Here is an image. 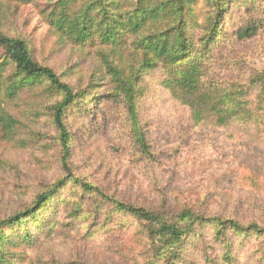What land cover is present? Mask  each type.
Returning <instances> with one entry per match:
<instances>
[{
	"label": "rangeland",
	"instance_id": "374dc122",
	"mask_svg": "<svg viewBox=\"0 0 264 264\" xmlns=\"http://www.w3.org/2000/svg\"><path fill=\"white\" fill-rule=\"evenodd\" d=\"M209 1H190L195 24L187 35L195 46H211L208 58L214 59L208 61L206 80L242 90L257 114L255 122L194 125L188 107L162 86L164 69L155 68L141 76L137 100L152 161L136 151L125 109L120 100L110 98L93 109L80 102L66 111L65 123L72 134L71 170L124 201L173 210L189 206L207 215L230 213L243 221H264V96L255 81L264 70V0H228L218 31L203 45L199 38L210 37L213 29H206L216 18ZM50 4L2 0L0 32L27 40L34 58L52 67L62 80L79 88L101 83L103 87L92 84L87 92L105 93L111 73L103 57L109 49L75 46L57 37L44 13ZM248 25L255 34L238 38L236 31ZM136 40L129 35L122 55L112 53L109 64L126 72L138 66L139 59L131 52ZM60 98L46 84L33 83L10 104L17 124L12 138L0 132V218L29 205L63 177L57 131L45 110ZM74 188L58 189L56 199L65 198V211L56 215L45 210V228L33 229L28 244L17 240L8 245L12 264H142L145 245L136 223L119 216L103 225L100 219L92 222L71 215L68 208L91 205L89 200L80 201ZM211 231L207 229L202 243L192 247L195 255L178 264H227ZM227 238L233 242L230 264H256L260 259L254 238L244 245L230 234Z\"/></svg>",
	"mask_w": 264,
	"mask_h": 264
},
{
	"label": "trees",
	"instance_id": "16d2710c",
	"mask_svg": "<svg viewBox=\"0 0 264 264\" xmlns=\"http://www.w3.org/2000/svg\"><path fill=\"white\" fill-rule=\"evenodd\" d=\"M8 1L28 4L37 0ZM48 1L51 4L44 13L49 29L57 37L75 46L109 49L103 61L110 69L111 82L103 94L87 92L93 82L85 84L83 88L75 87L62 80L52 67L38 62L27 40L0 32V132L4 138H12L17 120L10 113L9 107L20 91L28 89L33 83L46 84L48 90L61 96L45 110L50 114L57 131L56 141L63 172V177L50 188L39 192L29 205L0 218V264H12L9 244L14 245L17 240L21 244H28L33 237V229L42 231L45 228V210L56 215L65 211V198L59 196L57 201L56 196L58 189L62 188L63 191L66 185L75 187L74 191L78 193L80 201L91 202L85 209L80 205L68 208L71 215L92 222L100 219L103 225H110L119 216L136 223L145 245L142 264L183 262L188 255H195L192 247H196L198 242L199 245L202 243L207 229L212 230L227 264L232 260L230 249L233 243L227 234L237 238L240 245H244L246 239L254 238L255 250L260 255L256 264H264L262 220L243 221L230 213L207 215L189 206L175 210L165 205L143 206L107 193L103 187L84 181L71 170L72 134L65 123L66 111L80 102L93 109L103 99L110 98L120 100L125 109L129 136L136 151L143 160L152 161L153 155L140 122L137 100L141 76L155 68L164 69L162 86L172 97L188 107L194 125L209 122L213 126L224 127L235 121L255 122L257 114L249 107L250 103L242 90H234L236 85H213L206 80L209 79L208 61L214 58L213 55L208 58L207 51L211 46H195V41L187 35L188 29L195 24L189 5L191 0ZM209 2L216 8L214 16L217 19L206 29H213L210 37L199 38L203 45H207L218 31L228 0ZM255 32L256 29L248 25L238 29L236 35L243 39L251 37ZM129 35L137 39L131 44V52L139 61L138 66H131L126 72L125 69H115L110 65L109 56L112 53L122 55L119 52L128 46ZM206 62L207 66L204 67ZM255 81L260 94L264 96V70ZM93 85L103 87L104 84Z\"/></svg>",
	"mask_w": 264,
	"mask_h": 264
}]
</instances>
